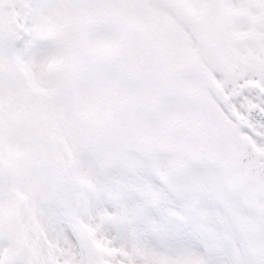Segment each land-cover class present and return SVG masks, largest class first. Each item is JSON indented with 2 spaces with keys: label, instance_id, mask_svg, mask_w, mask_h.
<instances>
[{
  "label": "snow or ice",
  "instance_id": "obj_1",
  "mask_svg": "<svg viewBox=\"0 0 264 264\" xmlns=\"http://www.w3.org/2000/svg\"><path fill=\"white\" fill-rule=\"evenodd\" d=\"M0 264H264V0H0Z\"/></svg>",
  "mask_w": 264,
  "mask_h": 264
}]
</instances>
